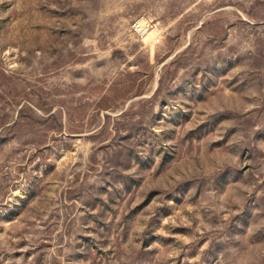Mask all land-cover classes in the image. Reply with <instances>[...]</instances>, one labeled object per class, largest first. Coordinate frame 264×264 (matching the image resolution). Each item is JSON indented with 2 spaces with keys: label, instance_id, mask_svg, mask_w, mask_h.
<instances>
[{
  "label": "rangeland",
  "instance_id": "obj_1",
  "mask_svg": "<svg viewBox=\"0 0 264 264\" xmlns=\"http://www.w3.org/2000/svg\"><path fill=\"white\" fill-rule=\"evenodd\" d=\"M0 264H264V0H0Z\"/></svg>",
  "mask_w": 264,
  "mask_h": 264
},
{
  "label": "built area",
  "instance_id": "obj_2",
  "mask_svg": "<svg viewBox=\"0 0 264 264\" xmlns=\"http://www.w3.org/2000/svg\"><path fill=\"white\" fill-rule=\"evenodd\" d=\"M132 29L140 39H144L148 35L154 34L153 40H158V31L148 20H136L132 25Z\"/></svg>",
  "mask_w": 264,
  "mask_h": 264
}]
</instances>
